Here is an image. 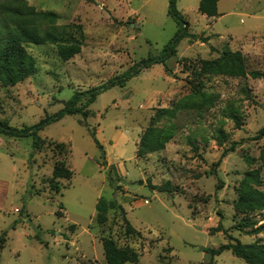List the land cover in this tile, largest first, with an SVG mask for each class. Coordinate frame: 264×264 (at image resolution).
<instances>
[{"label":"rangeland","instance_id":"obj_1","mask_svg":"<svg viewBox=\"0 0 264 264\" xmlns=\"http://www.w3.org/2000/svg\"><path fill=\"white\" fill-rule=\"evenodd\" d=\"M198 1L176 0L188 35L175 44L167 72L158 63L142 69L123 86L100 92L86 107V118L64 115L43 125L39 149L32 136L0 135V264H106L104 238L135 250L136 264H209L205 250L229 242L219 225L244 244L264 239V233L235 229L241 215L233 207L247 171L259 170L264 181V136L257 137L264 127V78L228 73L231 65L264 73V2L220 0L223 16L208 18L198 12ZM26 2L55 12L58 20L47 29L82 46L62 61L54 45H26L34 74L13 86L0 83V121L17 130L56 115L76 92L160 56L179 30L168 15L169 0ZM197 91L214 96L211 107L191 105ZM159 109L173 117L153 126L172 138L163 149L138 156L139 140ZM233 113L238 126L228 117ZM61 160L73 174L58 180L55 192L51 172ZM166 182L170 190L159 191ZM100 197L116 201L139 235L126 232L117 210L98 223ZM253 219L264 223V210ZM210 264L245 263L225 250Z\"/></svg>","mask_w":264,"mask_h":264},{"label":"trees","instance_id":"obj_2","mask_svg":"<svg viewBox=\"0 0 264 264\" xmlns=\"http://www.w3.org/2000/svg\"><path fill=\"white\" fill-rule=\"evenodd\" d=\"M217 2L218 0H199L198 12L207 17L217 16ZM176 0H169L168 15L175 18L179 24V30L174 38L165 45L163 53L158 57H147L140 60L138 63L133 64L121 76H113L107 82L99 87L91 88L84 92H76L71 101L54 116L46 117L41 123L32 128H23L17 130L8 125L6 121H0V135L7 137H27L32 136L33 146L39 149L41 139L37 135V131L43 125L49 124L52 121L59 120L64 115L80 114L83 118L88 116L86 107L94 102L96 96L109 87L119 85L123 86L127 79L137 75L142 69L150 68L154 64H162L165 72L168 71L166 62L168 59L176 55L175 44L177 41L188 35L187 24L182 19L180 13L176 10ZM58 15L52 11H37L33 6L29 5L26 0H0V83L3 86L16 85L35 72V62L33 57L26 51V45H54L57 54L62 61H69L74 56L80 53L82 42L75 38L61 39L59 36L47 29L56 24ZM46 28V30L44 29ZM192 39H199L203 42L207 38H199L197 35H191ZM231 57H236V60H241V55L236 52L228 51L226 53ZM209 61H204L203 64H209ZM229 74L240 77L250 76L253 79L264 78V73L256 70L246 71L241 65H231ZM81 97H86L85 102L78 106L77 103ZM214 96L212 94H205L204 92L197 91L195 99H192L191 105L203 108L213 104ZM163 117H173V112L167 109L157 110L154 120L145 129L137 145V155L143 156L145 154L156 152L164 148L167 141L172 138V135L167 132L157 130L153 124L154 122ZM228 117L232 118L235 124H240L239 118L236 113L229 114ZM92 138L97 148L102 151V145L97 141L93 133ZM264 136V127H262L257 134V137ZM58 147H63L58 144ZM226 149L222 152L221 158L232 150ZM70 153V152H69ZM67 154L63 155L66 159ZM219 159L216 166L220 163ZM73 172L66 166L64 160L57 161L53 167L50 178V185L55 192H59L60 185L58 180H69ZM169 182L158 186L159 191H169ZM264 181L260 176L259 170L247 171L239 187L236 189L237 199L233 207L235 215H241L239 222L236 224L235 229L245 235H258L264 233V223L258 224L253 218L256 213L264 210ZM108 210H117L120 212L125 230L129 234L139 235L138 232L126 219L123 208L118 205L116 201L106 200L103 197L98 198L95 204L96 221L104 223L106 221V213ZM75 226L71 225L73 229ZM217 230L222 231L227 235L229 242L220 245L218 248L205 250L211 260L214 256L221 254L223 251H230L235 257L242 259L245 264H264V239L258 238L252 243L244 244L239 240L233 238L227 231L219 225ZM5 237V234H3ZM0 237V249L3 248L5 239ZM103 253L106 264H136L138 262V254L135 250L128 246H118L113 240L104 238L102 240Z\"/></svg>","mask_w":264,"mask_h":264},{"label":"crops","instance_id":"obj_3","mask_svg":"<svg viewBox=\"0 0 264 264\" xmlns=\"http://www.w3.org/2000/svg\"><path fill=\"white\" fill-rule=\"evenodd\" d=\"M219 2H220V0H218V2H217V16H221V15L223 16V14L219 13ZM263 2H264V0H263ZM217 16H215V17H217ZM208 18H214V17H208Z\"/></svg>","mask_w":264,"mask_h":264}]
</instances>
